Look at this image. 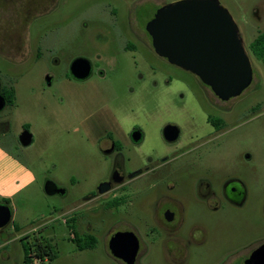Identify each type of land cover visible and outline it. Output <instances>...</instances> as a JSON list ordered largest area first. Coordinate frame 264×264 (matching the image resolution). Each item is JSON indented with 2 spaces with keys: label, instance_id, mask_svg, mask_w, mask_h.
<instances>
[{
  "label": "flooded vegetation",
  "instance_id": "flooded-vegetation-1",
  "mask_svg": "<svg viewBox=\"0 0 264 264\" xmlns=\"http://www.w3.org/2000/svg\"><path fill=\"white\" fill-rule=\"evenodd\" d=\"M52 2L54 5L55 0ZM139 2L105 0L101 11L110 26L105 38L96 33L93 40L102 39L111 47L110 58L93 62L82 58L89 69L84 77L71 73L78 58L72 59L65 79L54 81V94H61L63 86L85 92L86 106L71 121L70 136L87 144V157L98 162L103 172L82 201L62 213L68 215L61 222L68 230L65 240L83 252L91 249L95 230L101 229L110 264H128L126 259L132 256V264H262L264 260L254 255L264 247V222L257 224V220H264V186L257 180L247 185V177L262 170L251 172L241 164L249 162L250 155L236 158L216 153L236 127L255 112L264 113V91L261 87L250 90L257 72L260 78L264 75L252 64L242 43L251 64L252 81L238 97L220 100L198 77L155 53L146 24L165 5L152 10ZM146 14L150 18L143 22ZM250 14L257 23L264 21V0L255 4ZM48 35L41 34L34 52L23 53L21 61L30 55L38 61L45 54H53ZM238 35L241 39L239 30ZM13 38L20 39L21 47L22 31L0 29V46H9ZM249 50L252 54L250 45ZM253 57L263 71L264 63ZM168 67L178 68L194 80L172 79ZM52 78L45 76L46 87L52 86ZM16 81L9 80L5 86L0 82V94L5 98L0 111V144L5 147L11 142L22 146L11 137L9 117L4 114L14 105L15 100L9 103L6 95L15 97ZM173 81L181 91H171ZM141 97L143 103L151 105L141 107ZM188 102L198 113L186 109ZM172 114L184 115L190 127L183 128ZM140 116L156 123L160 148L148 146L144 152L148 135ZM16 152L21 155L20 149ZM259 166L263 168L264 162ZM102 184L107 191L99 193ZM0 205L10 211L6 222L0 219V264H55L58 245L50 235H44L47 222L27 224L13 217L15 210L8 202L1 201ZM91 216L100 219L98 226L82 223ZM115 235L117 243L113 245Z\"/></svg>",
  "mask_w": 264,
  "mask_h": 264
},
{
  "label": "rangeland",
  "instance_id": "rangeland-1",
  "mask_svg": "<svg viewBox=\"0 0 264 264\" xmlns=\"http://www.w3.org/2000/svg\"><path fill=\"white\" fill-rule=\"evenodd\" d=\"M176 1L179 0H140L139 3L153 10ZM260 1L218 0L237 25L252 64L264 75V70L262 71L249 50L253 39L264 30V21L257 23L250 14L253 6ZM104 2L105 0H55L53 5L52 0H4L0 3V29L22 31L23 42L20 47V39L17 38L16 41L13 38L9 46H0V82L5 86L9 80H17L14 105L7 107L4 114H8L12 138L19 141L22 132L28 131L31 134L32 142L26 147L19 148L22 151V159L36 177L33 188L15 203L13 217L22 219L27 224L38 220L47 222L48 227L44 235H50L58 245L59 257L55 264L111 263L105 254L101 229L95 230L96 238L91 249L83 252L78 251L73 242L65 240L68 230L61 222L62 218L68 215L62 213L82 201L101 180L103 172L98 162L87 157L89 155L87 144L83 141H74L70 136L71 121L81 115V109L86 106L85 92L82 88L63 86L60 89L61 94L53 93L56 87L54 81L56 78L65 79L68 64L72 59L80 57L93 62L96 59L110 58L108 49L111 47L103 44L102 39L93 40L97 38L96 33L105 38V31L110 26L108 17L101 11ZM149 18L150 15L146 14L142 20L144 22ZM40 33L50 34L48 48H54L53 54H45L38 61L30 55L21 61L23 53L34 52ZM41 50L45 53V49ZM53 60L57 63L54 64ZM168 69L172 79L183 78L192 83L193 78L188 73L175 67ZM129 71L132 73L131 68ZM46 75L53 76L51 79L53 84L50 87H46L44 83ZM258 75L259 72L250 90L261 87L264 91V79ZM193 85L198 92L202 91ZM179 88L180 85L173 81L171 91L179 92L181 91ZM246 95L247 93L242 95V98ZM143 99L140 98L141 107L151 105L143 103ZM185 106L188 111L198 113L193 104L188 102ZM182 112L180 111L181 114ZM172 116L183 128L190 127L184 115ZM140 121L143 122L148 135L144 152L148 150V146L160 148L156 138V123H148L143 116H140ZM238 127L240 128H235L228 142L223 143L216 154L223 156L229 153L236 158L243 154L250 155L251 160L241 164H246L251 172L262 170V173L249 175L246 183L252 186L257 180L259 185L264 186V167L259 166L260 161L264 162V113L255 112L248 121ZM198 152L202 153L199 149ZM46 181L53 182L58 188L63 189L65 194L46 196L42 189ZM257 221L258 225L264 222L262 219ZM85 222L91 223L94 227L99 225L100 219L91 216L82 221Z\"/></svg>",
  "mask_w": 264,
  "mask_h": 264
},
{
  "label": "water",
  "instance_id": "water-1",
  "mask_svg": "<svg viewBox=\"0 0 264 264\" xmlns=\"http://www.w3.org/2000/svg\"><path fill=\"white\" fill-rule=\"evenodd\" d=\"M146 31L158 56L198 77L220 100L238 97L249 87L252 68L238 28L227 10L216 0L169 3L157 10L146 24ZM72 64L71 73L76 77H84L89 71L82 58ZM4 106L5 98L0 94V111ZM19 142L23 147L28 146L32 142L31 134L22 132ZM100 186L99 193L107 191L106 184ZM42 189L48 197L65 194L51 181H46ZM0 208L3 211L0 219L6 222L10 217L9 208L2 205ZM116 236L111 239L113 245L117 243ZM113 255L117 256V253L113 252ZM254 257L264 260V247ZM132 260L133 256L126 259L128 264H132Z\"/></svg>",
  "mask_w": 264,
  "mask_h": 264
},
{
  "label": "crops",
  "instance_id": "crops-1",
  "mask_svg": "<svg viewBox=\"0 0 264 264\" xmlns=\"http://www.w3.org/2000/svg\"><path fill=\"white\" fill-rule=\"evenodd\" d=\"M17 149L20 148L15 142L6 147L0 144V202H8L13 210L15 203L36 184L34 173L22 159V154H17Z\"/></svg>",
  "mask_w": 264,
  "mask_h": 264
},
{
  "label": "trees",
  "instance_id": "trees-1",
  "mask_svg": "<svg viewBox=\"0 0 264 264\" xmlns=\"http://www.w3.org/2000/svg\"><path fill=\"white\" fill-rule=\"evenodd\" d=\"M252 54L264 63V32L259 33L253 42L250 44ZM6 99L9 103L13 102L14 96L7 94Z\"/></svg>",
  "mask_w": 264,
  "mask_h": 264
}]
</instances>
